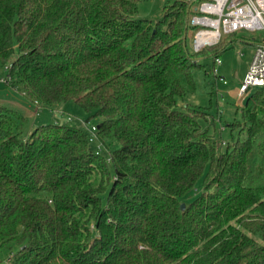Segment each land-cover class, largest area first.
Masks as SVG:
<instances>
[{
	"label": "trees",
	"instance_id": "trees-1",
	"mask_svg": "<svg viewBox=\"0 0 264 264\" xmlns=\"http://www.w3.org/2000/svg\"><path fill=\"white\" fill-rule=\"evenodd\" d=\"M142 1L0 0L4 83L99 119L26 134L0 102V264H264V88L225 142L209 108L178 105L216 92L225 43L188 48L194 1L156 24Z\"/></svg>",
	"mask_w": 264,
	"mask_h": 264
},
{
	"label": "rangeland",
	"instance_id": "rangeland-1",
	"mask_svg": "<svg viewBox=\"0 0 264 264\" xmlns=\"http://www.w3.org/2000/svg\"><path fill=\"white\" fill-rule=\"evenodd\" d=\"M170 1L172 0L142 1L135 19L156 24L162 17L163 7ZM194 5L197 6L198 3ZM195 31L196 28H192L189 32L187 44L190 50H193V33ZM256 41H264V30L256 32L239 31L235 35L223 34L222 42L225 43V50L219 55L221 63L216 66V75L211 78V83L215 86L216 92L212 96L205 94L199 81V92L190 93L184 101L178 102L180 108L186 105L209 108L211 115L215 117L216 127L221 130L222 139L225 142L231 140V132L227 127V123L232 122L235 116H237L236 120L242 122L239 107L243 106L245 98L239 97L238 93L253 58ZM6 74V69H0V80H3V83L0 82V102L6 106L20 109L28 118L29 124L25 129L26 134H29L31 128L48 123H68L72 126L84 128L90 136L94 134L91 127L95 126L99 119L86 122L88 117L86 110L74 102L62 103L52 109L36 108L26 100L20 88L7 86L4 83ZM237 108L239 110L236 115ZM212 118V116H209L208 122L213 121ZM205 125L207 124L205 123ZM234 136L237 137V133H234ZM93 142L90 145L91 148L102 151L99 143L97 144L95 140ZM200 185L201 183L196 187V191L191 194L190 198L197 194Z\"/></svg>",
	"mask_w": 264,
	"mask_h": 264
},
{
	"label": "built area",
	"instance_id": "built-area-1",
	"mask_svg": "<svg viewBox=\"0 0 264 264\" xmlns=\"http://www.w3.org/2000/svg\"><path fill=\"white\" fill-rule=\"evenodd\" d=\"M198 3L190 18L193 50L202 51L222 42L223 34L239 31L264 30V0H190ZM220 64V58L216 59ZM2 81V80H0ZM256 88H264V43L255 42V52L239 89V97L246 98ZM94 133L95 127H92Z\"/></svg>",
	"mask_w": 264,
	"mask_h": 264
},
{
	"label": "water",
	"instance_id": "water-1",
	"mask_svg": "<svg viewBox=\"0 0 264 264\" xmlns=\"http://www.w3.org/2000/svg\"><path fill=\"white\" fill-rule=\"evenodd\" d=\"M185 207H186V205L183 203V204L181 205L182 210H184Z\"/></svg>",
	"mask_w": 264,
	"mask_h": 264
},
{
	"label": "crops",
	"instance_id": "crops-1",
	"mask_svg": "<svg viewBox=\"0 0 264 264\" xmlns=\"http://www.w3.org/2000/svg\"><path fill=\"white\" fill-rule=\"evenodd\" d=\"M27 110V109H26ZM24 111V110H23ZM31 111V110H30ZM25 114H26V112H25Z\"/></svg>",
	"mask_w": 264,
	"mask_h": 264
}]
</instances>
